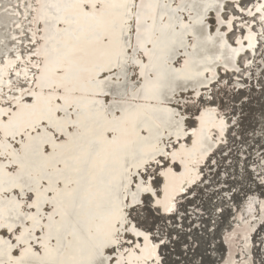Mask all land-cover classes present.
<instances>
[{
  "label": "snow or ice",
  "instance_id": "snow-or-ice-1",
  "mask_svg": "<svg viewBox=\"0 0 264 264\" xmlns=\"http://www.w3.org/2000/svg\"><path fill=\"white\" fill-rule=\"evenodd\" d=\"M0 264H264V0H0Z\"/></svg>",
  "mask_w": 264,
  "mask_h": 264
},
{
  "label": "rangeland",
  "instance_id": "rangeland-1",
  "mask_svg": "<svg viewBox=\"0 0 264 264\" xmlns=\"http://www.w3.org/2000/svg\"><path fill=\"white\" fill-rule=\"evenodd\" d=\"M227 226V222H225V227ZM224 228H221V232L223 233ZM225 248H227L226 246H224ZM218 255V254H217Z\"/></svg>",
  "mask_w": 264,
  "mask_h": 264
},
{
  "label": "bare ground",
  "instance_id": "bare-ground-1",
  "mask_svg": "<svg viewBox=\"0 0 264 264\" xmlns=\"http://www.w3.org/2000/svg\"><path fill=\"white\" fill-rule=\"evenodd\" d=\"M226 246V245H225ZM227 247V246H226Z\"/></svg>",
  "mask_w": 264,
  "mask_h": 264
}]
</instances>
